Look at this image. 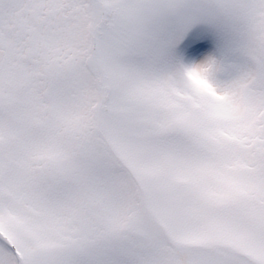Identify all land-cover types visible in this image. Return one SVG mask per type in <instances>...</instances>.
<instances>
[{
  "label": "snow or ice",
  "instance_id": "snow-or-ice-1",
  "mask_svg": "<svg viewBox=\"0 0 264 264\" xmlns=\"http://www.w3.org/2000/svg\"><path fill=\"white\" fill-rule=\"evenodd\" d=\"M0 264H264V0H0Z\"/></svg>",
  "mask_w": 264,
  "mask_h": 264
}]
</instances>
